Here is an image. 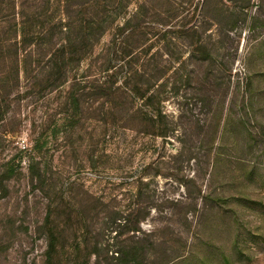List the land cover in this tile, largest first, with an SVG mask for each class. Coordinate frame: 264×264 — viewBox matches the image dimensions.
<instances>
[{
  "label": "rangeland",
  "instance_id": "374dc122",
  "mask_svg": "<svg viewBox=\"0 0 264 264\" xmlns=\"http://www.w3.org/2000/svg\"><path fill=\"white\" fill-rule=\"evenodd\" d=\"M183 1H150L157 16L141 45L157 54L159 68L175 69L188 56L186 40L170 29L187 13ZM197 1L198 23L205 0H193L191 10ZM216 6L237 15L219 40L214 26L200 30L219 47L221 64L192 61L175 76L167 71L162 111L175 128L167 140L138 133L135 121L131 130L111 117L105 126L87 121L47 140L37 158L45 183L31 188L26 151L57 111V98L25 95L20 80V97L14 92L0 103L8 106L0 174L6 166L14 171L0 191V264H44L39 225L48 203L59 205L54 264H123L117 259L124 254L138 264H264V0L208 1L210 21ZM222 17L228 29L233 20ZM107 41L105 35L99 46ZM190 66L198 79L186 86Z\"/></svg>",
  "mask_w": 264,
  "mask_h": 264
},
{
  "label": "trees",
  "instance_id": "16d2710c",
  "mask_svg": "<svg viewBox=\"0 0 264 264\" xmlns=\"http://www.w3.org/2000/svg\"><path fill=\"white\" fill-rule=\"evenodd\" d=\"M150 1L0 0V103H5V99L14 92H17L15 97H20V80L25 82V95L46 97L54 94L57 98V111L42 121L39 133L26 151V170L31 188L40 189L45 183L46 171L40 168L37 158L47 146V140L70 128L75 130L87 121L105 126L107 118L111 117L123 130H131L130 124L135 121L134 128L138 133L167 140L175 132L162 111L167 88L163 80L167 71L172 69L175 76L192 61L206 64L208 69L210 64H221L218 62L219 47L204 41V33L200 30L207 26L204 31H209L214 26L217 28L214 31L217 40L223 31L232 32L235 13L216 6L215 19L211 17L210 21L205 8L206 3L213 0H205L200 16L203 22L197 23L199 1L191 10L193 0H184L181 5L188 7L187 16H181L170 29L186 40L188 56L175 69L172 66L163 69L154 61L157 54L151 55L150 48L141 45L149 30L154 28L152 18L157 16L150 7ZM244 7H238L241 10L237 11L238 15H245ZM225 15L234 21L228 29L216 18ZM254 21L255 18L251 17L250 24L253 25ZM105 35L108 41L100 47ZM96 63H100L98 67H95ZM120 67L125 69V74L120 75ZM190 67L189 71H184L186 86L191 84L192 77L197 78L194 66ZM203 77L206 80L207 74ZM170 89L176 92L178 88L173 83ZM7 107L0 105V121L7 113ZM55 116L59 119L51 124L50 120ZM13 174L9 166L0 174V191L3 194L6 191L3 184ZM58 208L57 203H48L43 222L39 225L46 230L44 264L57 261V239L61 231L54 224L53 216ZM120 224L125 228L129 220L124 218ZM128 250L132 252L133 248ZM117 260L123 264H138L128 254Z\"/></svg>",
  "mask_w": 264,
  "mask_h": 264
}]
</instances>
